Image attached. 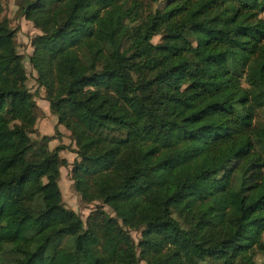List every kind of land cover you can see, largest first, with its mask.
<instances>
[{
    "label": "trees",
    "instance_id": "obj_1",
    "mask_svg": "<svg viewBox=\"0 0 264 264\" xmlns=\"http://www.w3.org/2000/svg\"><path fill=\"white\" fill-rule=\"evenodd\" d=\"M18 9L39 30L29 63L75 147L73 188L114 215L83 221L64 206L65 147L30 137L37 104L0 19V264H264V0Z\"/></svg>",
    "mask_w": 264,
    "mask_h": 264
},
{
    "label": "rangeland",
    "instance_id": "obj_2",
    "mask_svg": "<svg viewBox=\"0 0 264 264\" xmlns=\"http://www.w3.org/2000/svg\"><path fill=\"white\" fill-rule=\"evenodd\" d=\"M22 0H1L2 11L0 13V19L5 20L9 26L15 31V44L18 52L23 57V63L25 67V71L27 74L26 87L32 93L34 100L36 102V122L34 125V131L30 134V137L39 144L43 143V137L49 136L47 140L48 149H53L55 146L53 144L62 145L65 148L59 151L60 157L65 155L67 163L64 166L60 167V179H61V192H62V200L64 206L68 209H72L75 213H77L80 218L85 221L86 217L95 209L100 208L107 212L109 215L113 216L111 208L108 205H105L99 201L85 202L83 201L78 193L74 190L71 179V167L73 161L77 158L76 153L74 152L73 142L70 133H68L67 140L65 138H61L62 133L59 131L58 124H53L52 121H49L44 114V110L42 108H47L49 106L47 100L45 99V89L40 87L36 81L37 73L32 68L29 63V54L32 51V47L30 45V40L39 33V30L33 27L31 22L25 21L24 18L19 13V6ZM157 5L150 4L149 8L153 11ZM149 8L147 10L149 11ZM264 17V14H261ZM153 43H157L160 41V36L156 35L152 38ZM243 84L245 85L244 81ZM46 100V101H45ZM40 102V103H39ZM43 104V106H42ZM41 105V106H40ZM261 116V114H260ZM37 123V125H36ZM64 127V126H63ZM51 135H47V134ZM61 140L67 142L68 145L60 143ZM63 158V157H62ZM1 167V165H0ZM175 216V215H174ZM179 222H181L180 218H177ZM184 227V225H182ZM128 234L131 236L133 242L136 244L140 238V231L133 229H128ZM264 241V233L262 237ZM66 241L63 240L60 243V246H64ZM137 255L139 256V250L137 249ZM261 259L260 255H257V260ZM139 264H147L145 260H140Z\"/></svg>",
    "mask_w": 264,
    "mask_h": 264
},
{
    "label": "crops",
    "instance_id": "obj_3",
    "mask_svg": "<svg viewBox=\"0 0 264 264\" xmlns=\"http://www.w3.org/2000/svg\"><path fill=\"white\" fill-rule=\"evenodd\" d=\"M24 20H25V19H24ZM25 21H26V20H25ZM45 101H46V100H45ZM39 103H40V102H39ZM37 105H39V104H37ZM40 106H41V105H40ZM42 106H43V104H42ZM42 109L44 110V114L46 115V118H47L49 121H52L53 124L55 125V124H56V118H55L53 115L50 114L49 107L47 106V108H45V106H44V108H42ZM36 125H37V123H36ZM57 128H58L59 131L62 133V135H64V136H62L61 138H62V139L65 138V140H67V137H66V136L68 135L69 132H68L63 126H61V125H58ZM45 134H47V133H45ZM47 135H51V134H47ZM65 135H66V136H65ZM60 143L68 145L67 142L64 141V140H61ZM53 145L55 146V145H57V144H53ZM62 157L66 159L65 155H62ZM60 175H61V174H60ZM60 178H61V177H60ZM59 186H60V189H61V179L59 180Z\"/></svg>",
    "mask_w": 264,
    "mask_h": 264
}]
</instances>
